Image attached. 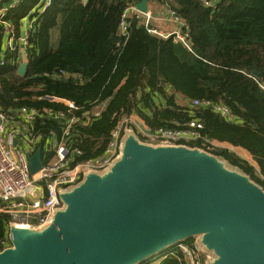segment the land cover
Segmentation results:
<instances>
[{"label":"trees","instance_id":"1","mask_svg":"<svg viewBox=\"0 0 264 264\" xmlns=\"http://www.w3.org/2000/svg\"><path fill=\"white\" fill-rule=\"evenodd\" d=\"M38 1L24 0L6 18L19 26ZM148 1L168 4L187 22L190 48L150 33L136 18L129 36L121 38L125 0H54L30 33L28 70L22 76L15 54L1 63L5 37L0 26V106L7 111L60 106L42 100L43 94L75 101L82 118L72 137L83 152L78 160L101 155L125 116L135 114L153 129L197 119L210 139L251 153L258 166L227 148L215 154L264 188V89L258 82H264V0H219L215 8L201 0ZM179 96L188 103L179 102ZM206 98L223 101L238 121L192 104ZM101 103L100 114L93 115ZM37 127L44 134L61 133L53 120L40 119ZM8 226L9 215L0 213V251L11 244ZM4 238L9 245H1ZM154 264L185 263L174 252Z\"/></svg>","mask_w":264,"mask_h":264},{"label":"water","instance_id":"2","mask_svg":"<svg viewBox=\"0 0 264 264\" xmlns=\"http://www.w3.org/2000/svg\"><path fill=\"white\" fill-rule=\"evenodd\" d=\"M29 162L32 173L43 167L41 148ZM60 195L50 224L11 226L0 264H140L190 238L207 264H264V188L200 147L150 144L129 129L109 168Z\"/></svg>","mask_w":264,"mask_h":264},{"label":"built area","instance_id":"3","mask_svg":"<svg viewBox=\"0 0 264 264\" xmlns=\"http://www.w3.org/2000/svg\"><path fill=\"white\" fill-rule=\"evenodd\" d=\"M23 1L0 0V26L5 37L3 57L5 59L7 55L15 54L18 62L28 61L30 33L34 30L39 16L54 2V0H39L27 18L25 17L27 26L24 25L19 31L20 27L13 24L14 22L6 16L9 10ZM140 1L125 0L118 31L121 38L126 39L129 36L131 19L136 18L150 33L164 38L173 37L175 42H181L190 48L188 24L175 10L168 4L164 5L165 11L161 12L160 18L174 21L178 24V28L161 31L151 23L155 16L149 10L143 12L138 8ZM201 1L206 6L215 8L219 0ZM3 57L1 56V63H4ZM61 72L68 74L65 71ZM258 82L264 89V82ZM40 98L60 106L37 108L22 105L10 111L0 106V213L9 215L8 238H10L11 226L42 228L50 224L63 206L61 192L79 184L85 174L102 172L109 168L120 157L123 138L129 129L135 130L142 141L150 144L186 146L197 144L199 145L197 147L212 153L222 148L234 151L231 145L212 140L204 134L202 132L204 124L197 119L184 123L175 122L174 127L153 129L132 114L123 117L111 130L108 143L101 155L78 160L83 152L74 147L72 137L76 125L82 120L78 114L80 107L71 99L52 94H43ZM192 104L209 108L226 121H238V117L223 101L195 99ZM104 106L105 103H101L94 107L93 115H99ZM85 114L91 118L90 111ZM40 119L53 120L59 125L61 133L58 134L52 129L48 134H44L37 127ZM89 121L90 119H86L83 123ZM38 148L42 149L44 165L38 172L32 173L29 157ZM1 245H9L8 240L2 239ZM174 252L181 254L185 264H207L209 257L197 242L178 243L166 255Z\"/></svg>","mask_w":264,"mask_h":264},{"label":"rangeland","instance_id":"4","mask_svg":"<svg viewBox=\"0 0 264 264\" xmlns=\"http://www.w3.org/2000/svg\"><path fill=\"white\" fill-rule=\"evenodd\" d=\"M148 6H149V11L152 13V15H154L155 16V19H153V21L151 22V23H153V25L157 28V29H159V30H161V31H169V30H174V29H176V28H178V24L177 23H175L174 21H172V20H169L168 22H166V19H161L160 18V15L159 14H161V12H160V7H161V5H160V3L159 2H157V1H152L151 3L150 2H148ZM162 9V8H161ZM158 15V16H157ZM27 18V17H26ZM26 18H23L22 20H21V22H20V25L18 26L15 22L13 23V24H16L18 27H20V29H19V31L21 30V28H23V26L24 25H26L27 23L25 22V19ZM3 55H5V52H1V56L3 57ZM3 59H4V57H3ZM25 61H27V60H25ZM20 63H22V61H20L19 62V65H20ZM184 105H186L187 103H188V101H185V102H183V101H181ZM236 152V151H235ZM239 156H241L239 153H237ZM241 157H243V156H241ZM249 162H252V163H254L255 164V161L254 160H252L251 158H250V160H249ZM255 165H257V163L255 164ZM258 166V165H257ZM69 189H71L72 188V186H70V187H68ZM64 206L65 205H63L62 207L64 208ZM199 239L200 238V236H196L195 237V239ZM162 258V257H161ZM157 259H155V258H151V259H147L146 261H144V262H142V263H140V264H154V263H156L155 261H156Z\"/></svg>","mask_w":264,"mask_h":264},{"label":"crops","instance_id":"5","mask_svg":"<svg viewBox=\"0 0 264 264\" xmlns=\"http://www.w3.org/2000/svg\"><path fill=\"white\" fill-rule=\"evenodd\" d=\"M148 2H150V1H148ZM151 3V2H150ZM162 8V9H161ZM164 12L165 11V9H164V7L161 5V7H160V12ZM159 15H161V14H159ZM158 16V15H157ZM166 22H168V21H166ZM26 26H27V24H26ZM171 31V30H170ZM178 101L179 102H181V101H183V102H185V101H188V99H184L182 96H179L178 97ZM226 144H228V146L229 145H231V144H229V143H226ZM225 144V145H226ZM232 147H233V150L234 151H236V153H239L241 156H243V158L244 159H246L247 161H249L250 160V158L252 159V160H254L253 159V156L251 155V153L247 150V149H245V148H242V147H235V146H233V145H231ZM255 161V160H254ZM249 163H251V164H253V165H255L256 164V162H255V164L254 163H252V162H249Z\"/></svg>","mask_w":264,"mask_h":264}]
</instances>
